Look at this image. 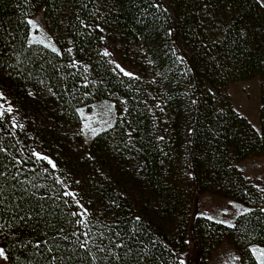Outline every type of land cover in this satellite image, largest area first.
Instances as JSON below:
<instances>
[{
    "label": "trees",
    "instance_id": "16d2710c",
    "mask_svg": "<svg viewBox=\"0 0 264 264\" xmlns=\"http://www.w3.org/2000/svg\"><path fill=\"white\" fill-rule=\"evenodd\" d=\"M40 10L56 51L29 41ZM106 39L136 75L112 67ZM254 77L259 130L226 89ZM0 93L20 118L0 114L9 264H181L204 193L248 211L230 225L195 217L200 264L224 241L239 264H259L264 190L238 167L264 154L259 0H0ZM100 100L113 102V124L87 146L80 110Z\"/></svg>",
    "mask_w": 264,
    "mask_h": 264
},
{
    "label": "rangeland",
    "instance_id": "374dc122",
    "mask_svg": "<svg viewBox=\"0 0 264 264\" xmlns=\"http://www.w3.org/2000/svg\"><path fill=\"white\" fill-rule=\"evenodd\" d=\"M259 1L264 4V0ZM29 20L35 24V26L29 24V41L43 44L51 49L53 47L57 49L54 39L46 27L43 11H38ZM122 47V44L106 39L102 45V51L104 54L105 51L108 53L105 56L116 71L123 75H126L125 72H127L130 73L127 76H134L136 75L134 68L122 59ZM117 65L120 67H117ZM121 68L124 71H121ZM226 89L231 97L233 107L259 130V78L254 77L248 80L233 81L227 85ZM0 98V114L4 111L9 112L12 122L18 124L20 118L14 107L9 104L8 98L3 94ZM9 108L11 111L8 110ZM80 115L81 125L79 131L84 144L88 146L94 136L93 132L96 134L113 124L115 116L113 102L110 100L97 101L89 109H81ZM238 167L245 177L256 182L264 190V154L247 158L240 162ZM244 209H246L244 205L231 199L218 197L209 193L195 194L190 210L186 248L180 255V261H183V264H200L199 250L192 233V224L196 216L205 213L206 215L203 216H211L214 220L226 221L227 223L225 224L230 225ZM0 249H2L1 246ZM251 250L253 254V250H256L254 256L258 263L261 264L258 257L260 250H264V247L254 245L251 247ZM239 259V253L234 246L228 241H224L211 253L206 264H239ZM0 264H9L4 252L3 256H0Z\"/></svg>",
    "mask_w": 264,
    "mask_h": 264
},
{
    "label": "snow or ice",
    "instance_id": "6c2138e0",
    "mask_svg": "<svg viewBox=\"0 0 264 264\" xmlns=\"http://www.w3.org/2000/svg\"><path fill=\"white\" fill-rule=\"evenodd\" d=\"M28 23L29 24H32L33 26H35V24H34V22L33 21H31V20H29L28 21ZM53 51H56V49L53 47V49H52ZM105 54H108L106 51H105ZM117 67H120L119 65H117ZM121 71H124V69H120ZM125 74L126 75H130V73H127V72H125ZM0 96H2V93H0ZM9 111H11V109L9 108L8 109ZM93 135H95V132H93ZM38 155V154H37ZM43 159H48L47 157H42ZM49 163H51V161H49ZM244 211L245 212H247L248 211V209H244ZM262 211H264V209H262ZM202 215H206L205 213H201ZM209 219H212V217L211 216H209L208 217ZM137 219H139V218H137ZM221 223H227L226 221H220ZM73 235H75V233L73 234ZM83 246V245H82ZM254 251V254H255V252H256V250H253ZM0 256H3V250L2 249H0ZM258 259H260V261H261V264H264V250H260V255H259V257H258ZM181 264H183V261L181 262Z\"/></svg>",
    "mask_w": 264,
    "mask_h": 264
}]
</instances>
